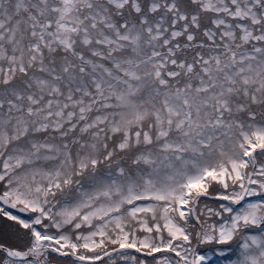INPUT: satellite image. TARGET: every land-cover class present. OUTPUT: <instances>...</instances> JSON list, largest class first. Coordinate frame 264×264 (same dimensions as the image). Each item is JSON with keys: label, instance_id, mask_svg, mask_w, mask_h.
Here are the masks:
<instances>
[{"label": "snow or ice", "instance_id": "1", "mask_svg": "<svg viewBox=\"0 0 264 264\" xmlns=\"http://www.w3.org/2000/svg\"><path fill=\"white\" fill-rule=\"evenodd\" d=\"M0 264H264V0H0Z\"/></svg>", "mask_w": 264, "mask_h": 264}]
</instances>
